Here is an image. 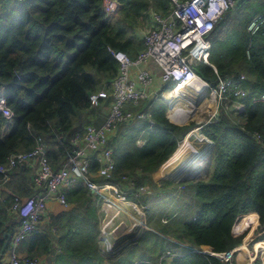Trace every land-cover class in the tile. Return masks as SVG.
<instances>
[{"label":"trees","instance_id":"trees-1","mask_svg":"<svg viewBox=\"0 0 264 264\" xmlns=\"http://www.w3.org/2000/svg\"><path fill=\"white\" fill-rule=\"evenodd\" d=\"M119 2L115 12L108 15L103 0H0V85L15 113L9 122L0 113V164L7 163L12 153L31 150L36 137L41 136L52 167L58 168L74 148L71 138L91 123L88 91L108 88L118 71V61L110 49L124 50L135 57L141 48L136 32L148 22L151 9L163 15L172 9L170 0ZM257 14L264 15V0H239L207 34L212 42L210 63L195 66L212 85L218 75L239 78L244 74L239 84L249 93L242 99L231 96L232 106H219L217 115L207 123L187 125L170 122L166 117L168 104L159 98V103L148 109L155 125L143 145L128 141L132 137L127 129L113 138V176L102 180L127 185L121 177L129 175L134 187L127 191L128 197L145 206L156 204L160 216L176 217L170 230L154 226L157 230L181 242L186 232L193 246L206 245L216 252L239 245L238 257L247 264V239H243L250 224L254 227L258 222L255 212L259 216L258 230L264 232V101L255 100L264 90V22L255 34L247 29ZM174 85L171 82L164 88ZM177 96L178 106L195 111L196 104L185 93L178 91ZM235 101L242 102L244 109H237ZM192 113L174 107L169 116L183 123L196 118ZM196 126H201V132L213 143L207 177L182 183L167 178L155 181L153 173L179 150V141ZM98 167L92 161L91 171L96 173ZM167 168L164 165L166 175L170 172ZM29 172L25 165L9 172L0 202L5 214L15 196L30 193L21 190V183L17 189L8 188L11 179L26 178ZM179 184L183 189L177 194ZM65 196L67 206L57 202L48 212V225L60 233L52 263L103 264L106 257L99 239L101 196L94 195L83 180L69 186ZM4 222L2 228L0 221V259L9 247L13 227L19 224L17 214ZM147 224L153 226L148 219ZM237 225L246 227L238 230ZM133 236L122 239V252L108 258L112 264L130 257L128 264H237L192 248L181 250L178 242H174L170 254L144 258L149 252L153 254L150 241L156 243L163 237L144 228L136 244H123L124 239ZM260 245L264 240L256 242ZM51 246L50 233L37 228L22 242V251L28 257H45L51 253ZM128 247L131 249L127 253ZM137 248L141 250L139 255L132 257Z\"/></svg>","mask_w":264,"mask_h":264},{"label":"built area","instance_id":"built-area-1","mask_svg":"<svg viewBox=\"0 0 264 264\" xmlns=\"http://www.w3.org/2000/svg\"><path fill=\"white\" fill-rule=\"evenodd\" d=\"M170 1L172 9L168 15L151 9L150 26L143 38L144 48L135 57H131L124 50L110 49L119 64L118 71L111 80V91L99 88L89 94L91 106L98 105L112 94L113 101L109 114L100 126L89 123L82 133H76L71 138L74 148L58 168L52 167L46 154L45 141L41 136L36 137L35 145L31 150L12 153L7 163L0 164V198L3 186L9 178V172L19 165H29L33 160L38 164L34 185L39 189L26 198L14 197L10 211L18 215L19 225L11 237L9 258L0 264H40L37 257L20 256L17 248L29 234L37 230L47 210V200L50 195L54 194L56 201L67 206L64 189L78 180H83L93 193L102 198L99 232L101 253L106 257L103 264H112L108 258H111L117 249L118 216L123 215L129 219L138 218L137 214L144 213L146 206L128 197L127 191L134 187V180L129 175L124 174L121 177L127 185L112 181L100 182L93 178L95 173L91 171L90 166L92 161H96L99 164L97 175L111 178L115 160L110 135L118 129L119 125L141 118L147 119L146 130L154 128L155 121L150 117L148 109L133 111L124 107L126 103L136 106L150 95V88L156 78L152 69L148 67L150 61H153L159 69V77L163 83H175L172 88L167 89L169 91L182 86H189L198 93L203 89L212 91V96L218 103L209 121L217 115L220 101L227 100L231 96L242 99L249 93L247 88L239 84V81L245 78L244 74L239 78L232 75H218V81L212 85L195 68L199 62L210 63L212 42L207 34L225 12L235 7L239 0ZM119 5V0H103V6L108 15L113 14ZM263 22L264 15L257 14L249 22L247 29L251 34H255ZM132 67H138L135 78L131 75ZM194 82L201 85L200 89L193 86ZM167 90H162L160 95L163 96ZM163 98L168 102L170 109L171 103L166 97ZM255 100L264 101V90ZM233 105L239 110L244 109V104L240 101H235ZM0 113L8 122L15 115L6 101L2 85H0ZM257 137L260 136L257 135ZM137 143L143 144L144 140L139 138ZM144 189L139 187V190ZM130 207L136 211V214ZM114 210L115 212H112ZM255 213L259 225V216L257 212ZM244 227L246 226L237 228ZM245 239H247L249 264H264V245L256 246L258 240H264V232L259 233L258 239L252 242V246L250 242L254 237L251 236L250 239L245 237ZM192 250L211 254L222 261L235 260L237 264H247L243 260L239 259L238 262L235 259L239 254V245L221 252L213 251L206 245L193 246ZM167 254H170V251H167ZM257 256L262 262L256 260Z\"/></svg>","mask_w":264,"mask_h":264},{"label":"rangeland","instance_id":"rangeland-1","mask_svg":"<svg viewBox=\"0 0 264 264\" xmlns=\"http://www.w3.org/2000/svg\"><path fill=\"white\" fill-rule=\"evenodd\" d=\"M146 26H147V24L144 25L141 28L144 29V30H147L148 27H146ZM199 63H197L196 66ZM186 88H190V87L186 86ZM165 90H167V89H165ZM196 97H197L196 95L190 96V100H193L197 104L196 105L197 108L190 115L191 116H196V118L192 119V120H189V121H185L183 123H179L178 125H187V124H189L191 122H196L197 124H204V123L208 122L209 119L211 118L212 114L214 113V109H213V106H212L213 105V103H212L213 102V100H212L213 99L212 91L208 90V91L204 92V94L201 95L200 97L199 96H198V98H196ZM159 98L164 99L162 95L159 96L158 99ZM171 101L173 103H176V104H179L178 102H180L179 99L178 100L177 99L170 100V102ZM231 101L232 100L230 98L227 99V100L220 101L219 102V104H220L219 106H223V105L225 106V103H226L227 104L226 105L227 108H230L232 106ZM217 103H218L217 100H215V105H217ZM167 104H168V102H167ZM178 108L183 113L184 112L185 113L189 112V111H185L180 106ZM168 109H167V113H168ZM145 123H146V119H138V120L135 119V121L133 123H131L129 126L126 125V124L120 125V131H123V130L127 129L130 134L145 136L146 133L145 134L141 133V130H140ZM191 133H193V134L191 135ZM189 136H191V138ZM190 140L192 141V144H194V146L198 150L197 155H195L194 157L191 158V163H189V164H187V166L183 167L184 169L181 170L178 173L177 176H174V171L172 170V165H171V159H172V156H173L172 155L171 158L166 162V164L164 163L159 168V170L157 172L155 171L153 173L154 179L157 182H160L161 180L167 178V179H169L171 181L182 183V182H185V181H190V180H194V179H200V178L207 177V175H208V173H209V171L211 169V151H212V148H213V143L201 132L200 129H197V130L195 129L194 132H190L189 134H187V136L183 140L179 141L180 142L179 146H178L179 150L177 152L182 154L184 152L183 150L188 146V142ZM200 157H201V159H200ZM194 162H196V164H200L201 165L200 170H198V171H193L192 170V166H193ZM164 165L166 166V168L168 167L169 170H170V172L167 171V175H169V177L163 171ZM182 189H183L182 186L179 184L178 185L177 194ZM130 209L132 210V212L134 214H136V211L132 207H130ZM145 209L146 210H145L144 213L137 214L138 218L129 219V217H125L123 215H119L118 216V219H117L116 223L117 224L119 223V228H118V232H117L116 236H118L119 233H121V231H124V230L128 231V232L130 231L131 232L130 234L135 233L133 237H131V238L128 237V239H124V241H123L124 245L127 242L130 243V244L138 242V240H139L138 238L141 235L143 229L144 228L145 229L149 228V226L147 224V219L150 221L151 225L156 226V228H159L161 230H170V229H168V228H170L169 225H172L173 223L176 222L175 221L176 217L169 218V217H167L164 214L160 216V212H159L158 206L156 204H154V203H148L146 205ZM112 212H115V210L112 211ZM123 214H125V213H123ZM100 223H101V220H100ZM238 224L240 225V223H238ZM239 225H237L238 228H239ZM255 226L254 227L253 226H249L248 227V231H247V233L245 235V237H247L249 239H250L251 236L254 237V239H252L251 242H250V246H252V242L254 240L258 239L259 233L261 232V231L258 230V223H257L256 228H255ZM238 230H241V229H238ZM173 234H175V232ZM245 237H244V239H245ZM183 242H188L189 246L192 245V240H191L190 236L186 232L183 235ZM121 243H122V240H120V242L118 243L119 246H118L117 252H116L117 255H119L122 252V250H123L122 249L120 251V248L122 247ZM150 244L153 247V254L151 255V258H155L158 254H160L163 251H165L166 248H172L173 246H175L174 244L172 245V243H170L164 237L160 238L156 243H153V242L150 241ZM141 245L144 246V243H141ZM186 248H188V247H185V249ZM140 251L141 250H139V253H140ZM166 253H167V251H166ZM260 255H261V259H262V254H260ZM235 259H236V261L239 262L240 258L238 257V254L235 257ZM261 259L259 258V256H257V258H256V260H261ZM256 260H255V262H256ZM261 262H262V260H261Z\"/></svg>","mask_w":264,"mask_h":264},{"label":"crops","instance_id":"crops-1","mask_svg":"<svg viewBox=\"0 0 264 264\" xmlns=\"http://www.w3.org/2000/svg\"><path fill=\"white\" fill-rule=\"evenodd\" d=\"M150 17H149V20L148 22L146 23L147 26L149 28L150 26ZM145 24V25H146ZM147 28V30H148ZM147 30H144L142 29L141 27L137 29V35H138V39L140 41V44H141V48L138 50L140 51L141 49L144 48V34L146 33ZM135 56V55H134ZM148 67H150V69H152V71L154 72L156 78L150 88V95L147 97V98H144L140 101V103L138 105H132L130 103H126L124 105V107L126 109H130V110H133V111H138V110H144V109H151L152 105H154L155 103H159L157 102L158 100V97L161 96V92L162 90H165L164 86L166 83H163L159 77V69L157 68L156 64L153 62V61H150L148 63ZM138 71V67H132L131 69V75L133 78L136 77V73ZM101 88H105L107 89L108 91H111V85L109 84L108 85V88L106 87H101ZM177 92V91H176ZM177 94V93H176ZM113 101V96L112 94L109 95L108 98L102 100L98 105H95V106H92V108L90 109V115H89V118L91 120V123L94 124L95 126H100L107 118L108 114H109V110H110V107H111V103ZM168 108H169V105H168ZM167 111H166V117L169 119V121L171 120L168 115H167ZM141 119H146V118H141ZM138 120V119H136ZM135 120H133L134 122ZM131 121V123H133ZM129 123V124H128ZM128 123H125L126 125H130L131 123L128 122ZM147 124V119H146V123L142 126V128L140 129L141 130V133H146L145 136H142V135H133V134H130V136L132 137V139H128V141H131L132 143L135 142L137 145H143V144H139L137 143V140L139 138L143 139L144 142L146 141V136H147V133L149 132V130H146L145 129V126ZM122 133V131H120L119 129V132L118 130H116L113 134L110 135L111 137V143H112V140L115 136H117L115 139H117L119 136V134ZM114 141V140H113ZM114 144V143H113ZM112 146V149H113V155H114V148H115V145H111ZM123 148H125L123 146ZM27 168H30V172H29V175L26 177V178H22V177H13L11 179V184L8 186V188H11V189H17L16 186L18 183H21L22 184V187H21V190H30V193L27 194V195H24V193H22V195H18L22 198H26L27 196H30L31 194L37 192L39 189L35 187L34 185V176L36 174V170H37V167H38V164H37V161L33 160L29 165H25ZM10 177V175H9ZM95 178L100 181V182H103L102 180L104 179V177L102 176H99L97 175V173H95ZM154 178V176H153ZM9 179V178H8ZM155 180V179H154ZM8 181V180H7ZM156 181V180H155ZM113 182V181H112ZM6 184V183H5ZM4 184V186H5ZM3 186V188H4ZM7 188V189H8ZM68 189V187H66L64 189V191H66ZM91 191V190H90ZM92 192V191H91ZM93 193V192H92ZM94 195H96L95 193H93ZM3 196H4V193L2 191L1 193V198H0V202L3 201ZM58 201L55 200V195L54 194H51L50 197L48 198L47 200V210L44 214V217L42 219V221L40 222V224L38 225V228L39 229H45L46 231H48L52 237V246H51V253L46 255L45 257L41 256V257H37L39 258L40 260V264H53L52 261H53V258L55 256V254L57 253L58 249H59V246L57 244V239L59 237V234L60 233H56V227L55 226H50L48 225L49 223V220H48V212H49V209L52 208ZM99 211H101V214H102V202H101V205L99 207ZM16 213L14 212H11L10 210H8V207H7V212L6 214L4 212L1 211V208H0V221L1 223L3 224V227L2 228H5V219L8 218V217H14ZM101 214H100V218H101ZM18 216V215H17ZM101 220V219H100ZM18 222H19V218H18ZM19 224H16L14 227H13V230H12V233L16 230V228L18 227ZM150 231L158 234L159 236H162L164 238H166L170 243H172V245L174 244V242H178L180 245H181V250H184L185 247H188V248H192L193 245L189 246L188 242H181L179 241L178 239H176L175 237L171 236V235H168V234H164L163 232L157 230L154 226L148 228ZM5 234L8 233V230L4 232ZM130 231H121V233H119V237L118 239H123L125 236H129L130 235ZM26 239V238H25ZM24 241V240H23ZM22 241V242H23ZM22 242L19 244L18 248H17V252L20 256H25L26 254L22 251ZM10 244H11V241H10ZM10 244H9V247L6 249V251L3 253L1 259H0V262H3L5 260H7L9 258V252H10ZM136 244V242H135ZM127 250H125V252L128 253V251L131 249V248H126ZM139 248L135 249L134 250V253H132V257H135L137 255H139ZM171 248H166L165 251H163V253H165L166 251H170ZM130 253V252H129ZM151 253V252H149ZM148 253V254H149ZM148 254H145L144 258H150L151 257V254L148 255ZM129 255V257L131 256ZM131 258V257H130ZM130 258L124 260V261H121V262H117V264H125V262L127 261L126 264H128V261L130 260ZM115 262V264H116Z\"/></svg>","mask_w":264,"mask_h":264},{"label":"bare ground","instance_id":"bare-ground-1","mask_svg":"<svg viewBox=\"0 0 264 264\" xmlns=\"http://www.w3.org/2000/svg\"><path fill=\"white\" fill-rule=\"evenodd\" d=\"M198 86V89H200V87H201V85L199 84V83H197V82H194L193 83V86ZM178 91H181V92H183V93H185L189 98H190V96H194V95H196L197 97L196 98H198V96L200 97L201 95H203L204 94V92L206 91L205 89H203L200 93H198V92H194V90L192 89V88H186V86H182V87H180V88H178V89H173L172 91H169V90H167V91H165L164 92V94H163V97H166L168 100H169V102H170V100H175V99H177L178 100V96H177V92ZM213 109L215 110V108H216V105H215V99H214V97H213ZM193 101V100H192ZM194 102V101H193ZM171 103V107H170V109L168 110V116H169V112L170 111H172V109L174 108V107H179L178 106V104H176V103H173L172 101L170 102ZM195 104H196V102H194ZM197 105V104H196ZM191 112H194V111H191ZM190 111L189 112H187V113H191ZM177 115V114H176ZM177 116H179V117H183V116H186V115H182V116H180V115H177ZM169 118H170V116H169ZM171 120H172V117L170 118ZM174 122H177V121H175V120H173ZM178 123H180V122H178ZM185 138V137H184ZM203 141V140H202ZM200 142V141H199ZM199 145V144H198ZM203 147V146H202ZM201 148V147H200ZM184 152L181 154V153H179V152H176L173 156H172V159H171V165H172V170L174 171V176H177L178 175V173L181 171V170H183L184 168L183 167H185V166H187V164H189V163H191V158L192 157H194L195 155H197V153H198V150L196 149V147L194 146V144H192V141L190 140L189 142H188V146L183 150ZM199 159V158H198ZM200 159H201V157H200ZM199 159V160H200ZM193 160V159H192ZM197 162V161H196ZM196 162H194V164H193V166H192V170L193 171H198V170H200V168H201V165L200 164H196ZM166 163V162H165ZM201 163V162H200ZM198 175V174H197ZM249 262H250V260H249Z\"/></svg>","mask_w":264,"mask_h":264},{"label":"water","instance_id":"water-1","mask_svg":"<svg viewBox=\"0 0 264 264\" xmlns=\"http://www.w3.org/2000/svg\"><path fill=\"white\" fill-rule=\"evenodd\" d=\"M195 88L198 89V86H195ZM90 93H91V91L89 90V91H88V94H90ZM165 101H166V100H165ZM167 115H168V114H167ZM168 117H169V116H168ZM170 122H172V121L170 120ZM172 123H174V124H179V123H176V122H174V121H173ZM206 123H207V122H206ZM200 128H201V126L193 127V128L187 133V134H189L190 132H194L195 129L197 130V129H200ZM187 134L185 135V137L187 136ZM183 139H184V138H183ZM183 139H181V140H183ZM181 140H180V141H181ZM178 146H179V143H178ZM178 146H177V148H178ZM177 148H176V149H177ZM175 151H176V150H175ZM175 151H174V152H175ZM174 152H173V153H174ZM170 157H171V156H170ZM170 157H169V158H170Z\"/></svg>","mask_w":264,"mask_h":264}]
</instances>
